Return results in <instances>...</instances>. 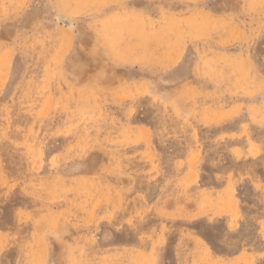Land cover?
Segmentation results:
<instances>
[{"label": "rangeland", "instance_id": "obj_1", "mask_svg": "<svg viewBox=\"0 0 264 264\" xmlns=\"http://www.w3.org/2000/svg\"><path fill=\"white\" fill-rule=\"evenodd\" d=\"M75 2L0 0V264H122L107 226L198 205L205 143L264 119V0Z\"/></svg>", "mask_w": 264, "mask_h": 264}, {"label": "crops", "instance_id": "obj_2", "mask_svg": "<svg viewBox=\"0 0 264 264\" xmlns=\"http://www.w3.org/2000/svg\"><path fill=\"white\" fill-rule=\"evenodd\" d=\"M262 105L264 106V100ZM246 117L250 119L249 126H245L243 122L238 125L237 122L228 128L227 132L233 133L236 140L205 143V164L199 175L200 188L204 190L197 188L200 201L205 196L203 204L199 202L195 206L182 207V210L163 213L154 208L131 221H127L128 215L124 213L123 218L120 217L116 223L107 226L111 235H107L106 246L111 243L110 245L123 247V264H181L180 260L183 258L182 264H264V138H261L264 137V119L260 120L258 115L257 118L260 119L255 120L253 118L256 116L252 113H248ZM213 129L217 134L225 133L221 127ZM251 165L257 167L253 168ZM142 187V191L155 200V196L159 194L158 185L144 183ZM130 253L134 255L130 256Z\"/></svg>", "mask_w": 264, "mask_h": 264}, {"label": "bare ground", "instance_id": "obj_3", "mask_svg": "<svg viewBox=\"0 0 264 264\" xmlns=\"http://www.w3.org/2000/svg\"><path fill=\"white\" fill-rule=\"evenodd\" d=\"M108 1H109V0H108ZM63 2H64V1H63ZM74 2H75V0H74ZM76 2H77V1H76ZM76 2H75V6H76ZM97 2H98V1H97ZM100 2H101V1H100ZM77 3H79V2H77ZM101 3H103V2H101ZM253 3H254V2H253ZM263 3H264V2H263ZM263 3H262V4H263ZM96 4H98V3H96ZM254 4H255V3H254ZM91 5H92V4H91ZM77 6L79 7V5H77ZM83 6H85V5H81V7H83ZM98 6H99V5H97L96 7H98ZM115 6H116V5H115ZM115 6H114V7H115ZM263 6H264V5H263ZM81 7H80V8H81ZM93 7H94V6H93ZM257 8H258V7H257ZM123 9H124V8H123ZM255 9H256V8H255ZM122 11H123V10H122ZM132 11H133V10H132ZM134 11H136V10H134ZM250 11H251V10H250ZM109 12H111V11H109ZM129 12H130V11H129ZM124 13H126V11H125ZM133 13H134V12H133ZM202 13H203V12H202ZM254 13H255V12H254ZM107 14H108V13H107ZM135 14H137V13H135ZM206 14H208V12H207ZM100 15H101V14H100ZM127 15H128V14H127ZM105 16H106V15H105ZM134 16H135V15H134ZM209 16H210V15H209ZM229 16H230V15H229ZM102 17H103V16H102ZM108 17H109V14H108ZM119 17L121 18L122 16L119 15ZM119 17L117 16L116 18H119ZM126 17H127V16H126ZM131 17H132V16H131ZM215 17H216V16H215ZM222 17H223V16H222ZM100 18H101V17H100ZM112 18H113V16H112ZM114 18H115V17H114ZM114 18H113V19H114ZM128 18H129V16H128ZM133 18H134V17H133ZM201 18H202V17H201ZM225 18H226V17H225ZM107 19H108V18H107ZM107 19H105V20H107ZM136 19H137V18H136ZM213 19H214V18H213ZM213 19H212V20H213ZM218 19H219V18H218ZM122 20H123V19H122ZM222 20H224V19H222ZM232 20H233V19H232ZM232 20H230V21L232 22ZM131 21H132V20H131ZM217 21H218V20H217ZM230 21H229V22H230ZM237 21H238V20H237ZM262 21H263V20H262ZM111 22H113V21H111ZM226 22H227V21H226ZM240 22H241V21H240ZM129 23H131V22L129 21L128 24H129ZM132 23H133V22H132ZM134 23H135V22H134ZM219 23H220V22H219ZM119 24H120V23H119ZM120 25H121V24H120ZM125 25H126V24H125ZM193 25H194V24H193ZM211 25H212V24H211ZM116 26H117V24H116ZM121 26H122V25H121ZM133 26H134V25L132 24V26H130V27H133ZM135 26H136V25H135ZM140 26H141V25H140ZM198 26H199V25H198ZM216 26H217V25H216ZM122 27H123V26H122ZM190 27H191V26H190ZM209 27H210V26H209ZM242 27H244V26H242ZM113 28H114V27H113ZM118 28H119V27H118ZM125 28H126V27H124V29H125ZM167 28H168V27H167ZM195 28H197V27H195ZM210 28H211V27H210ZM247 28L249 29V27H247ZM124 29H123V30H124ZM126 29H127V28H126ZM197 29H198V28H197ZM206 29H207V28H206ZM116 30H117V28H116ZM121 30H122V28H121ZM166 30H167V29H166ZM210 30H211V29H210ZM117 31H118V30H117ZM163 31H164V30H163ZM193 31H194V30H193ZM212 31H213V30H212ZM246 31H247V30H246ZM121 32H123V31H121ZM125 32H126V30H125ZM157 32H158V31H157ZM164 32H165V31H164ZM172 32H173V31H172ZM181 32H182V31H181ZM190 32H191V29H190ZM212 33H213V32H212ZM250 33H251V32H250ZM120 34H121V33H120ZM122 34H123V33H122ZM245 34H246V33H245ZM245 34H244V35H245ZM255 34H256V33H255ZM221 35L223 36V34H221ZM248 35H249V34H248ZM123 36H124V34H123ZM191 36H192V35H191ZM210 36H211V35H210ZM249 36H250V35H249ZM251 37H252V36H251ZM251 37H249V39H250ZM208 38H209V37H208ZM214 38H215V37H214ZM210 39H212V38H210ZM215 39H218V38H215ZM241 39H242V38H241ZM243 41H244V40H243ZM217 42H218V41H217ZM250 42H251V41H250ZM246 43H247V42H246ZM216 44H217V43H216ZM250 44H251V43H250ZM217 46H218V45H217ZM225 46H226V44H225ZM247 46H248V45H247ZM249 46H250V45H249ZM249 46H248V47H249ZM240 47H241V46H240ZM116 48H117V47H116ZM208 48H209V47H208ZM124 49H125V48H124ZM211 49L213 50V48H211ZM214 49H215V48H214ZM244 49H245V46H244ZM118 50H119V49H118ZM118 50H117V51H118ZM220 50H221V49H220ZM124 51L127 52V53L129 52V50L126 51V49H125ZM210 51H211V50H210ZM213 51H214V50H213ZM215 51H216V50H215ZM241 51H242V50H241ZM130 52H132V51H130ZM206 52H207V51H206ZM208 52H209V51H208ZM211 52H212V51H211ZM211 52H210V53H211ZM242 52H243V51H242ZM117 53H119L118 55H119V57H120V51H118ZM248 53H249V52H248ZM121 54H122V53H121ZM125 54H126V53H125ZM132 54H133V56H134V52L131 53L130 55H132ZM136 54H137V53H136ZM212 54H213V52H212ZM214 54H215V53H214ZM235 54H236V53H235ZM235 54H234V55H235ZM250 54H251V53H250ZM123 55H124V54H123ZM130 55H128V56H130ZM242 55L244 56V54H242ZM247 55H248V54H247ZM247 55H246V56H247ZM121 56H122V55H121ZM128 56H127V57H128ZM136 56H137V55H136ZM138 56H139V55H138ZM237 56H238V54H237ZM131 57H132V56H131ZM123 58H126V57H123ZM125 60H127V58H126ZM129 60H130V59H129ZM207 60H208V59H207ZM214 60H215V59H214ZM233 60H234V59H233ZM233 60H232V61H233ZM218 61H219V60H218ZM222 61H223V60H222ZM209 62H210V61H209ZM242 62H243V61H242ZM218 63H219V62H218ZM235 64H236V63H235ZM221 66H222V64H221ZM226 66H227V65H226ZM228 66H229V65H228ZM209 67H210V66H209ZM209 67H208V68H209ZM201 68H202V66H201ZM208 68H207V69H208ZM217 68H218V67H217ZM223 68H225V67H223ZM226 68H227V67H226ZM229 68H231V67H229ZM205 69H206V68H205ZM212 69L214 70V67H212ZM255 69H256V68H255ZM225 70H226V69H225ZM214 71H216V70H214ZM237 71H239V70H237ZM202 73H203V72H202ZM227 73H228V72H227ZM229 74H230V73H229ZM237 75H238V74H237ZM207 76H208V75H207ZM227 76H228V75H227ZM229 76H230V75H229ZM229 76H228V77H229ZM259 77H260V76H259ZM208 78H209V77H208ZM210 80H212V79H210ZM222 80H223V79H222ZM228 80H230V79H228ZM212 82H213V81H212ZM212 82H211V83H212ZM224 82H225V81H224ZM249 82H250V81H249ZM213 83H214V82H213ZM228 83H229V82H228ZM219 84H220V82H219ZM236 84H237V83H236ZM240 84H241V82H240ZM146 85H147V84H146ZM217 85H218V84H217ZM221 85H222V84H221ZM233 85H234V84H233ZM200 86H201V85H200ZM224 86H225V85H224ZM224 86H223V87H224ZM198 87H199V86H198ZM219 87H220V86H219ZM187 88H188V87H187ZM190 88L192 89V87H190ZM199 88H200V87H199ZM221 88H222V87H221ZM185 90H186V89H185ZM187 90H188V89H187ZM226 90H229V89L226 88ZM148 91H149V90H148ZM202 91H203V90H202ZM213 91H215V90H213ZM224 91H225V89H224ZM184 92H185V91H184ZM197 92H198V91H197ZM208 92H209V91H208ZM194 93H195V92H194ZM210 93H212V92H210ZM213 93H214V92H213ZM203 94H204V92L202 93V95H203ZM194 95H195V94H194ZM198 95H199V94H198ZM225 95H226V94H225ZM259 95H260V94H259ZM217 96L219 97V95H217ZM222 96H223V95H222ZM231 96H232V95H231ZM243 96H244V95H243ZM194 97H195V96H194ZM196 97H197V96H196ZM199 97H200V95H199ZM199 97H198V99H199ZM202 97H203V96H202ZM202 97H201V98H202ZM204 97H205V96H204ZM220 97H221V96H220ZM223 97H224V96H223ZM240 97H241V96H240ZM190 98H191V97H190ZM192 98H193V97H192ZM235 98H236V97H235ZM209 99H210V98H209ZM230 99L233 101L232 98H230ZM202 100H203V98H202ZM216 100H217V99H216ZM228 100H229V99H228ZM236 100H237V99H236ZM241 100H242V99H241ZM241 100H240V101H241ZM244 100H245V99H244ZM210 101H211V100H210ZM212 101H214V100H212ZM234 101H235V100H234ZM253 101H254V100H253ZM200 102H202V101H200ZM208 102H209V101H208ZM222 102H223V101H222ZM227 102H228V101L226 100V103H227ZM229 102H230V101H229ZM229 102H228V103H229ZM159 103L161 104V102H159ZM212 103H213V102H212ZM226 103H224V104L226 105ZM259 103H260V102H259ZM202 104H203V103H202ZM202 104H201V105H202ZM194 105H195V104H194ZM199 105H200V104H199ZM210 105H211V104H210ZM225 105H222V106H225ZM241 105H242V104H241ZM241 105H240V106H241ZM222 106H220V107H222ZM226 106H227V105H226ZM243 106H244V105H243ZM160 107H161V106H160ZM260 107H261V106H260ZM261 108H262V107H261ZM263 108H264V107H263ZM174 109H175V106H174ZM177 110H178V109H177ZM172 111H173V109H172ZM229 111H231V110H229ZM175 112H177V111H175ZM178 112H179V110H178ZM199 112H200V111H199ZM231 113H232V111H231ZM231 113H230V114H231ZM246 114H247V113H246ZM259 114H261V113H259ZM259 116H260V115H259ZM247 117H248V116H247ZM247 117H245V119H246ZM172 118H173V117H172ZM187 118H188V117H187ZM191 119H192V117H191ZM172 120L175 122L174 119H172ZM177 121H178V120H177ZM242 121H243V119H242ZM258 121H259V120H258ZM164 124H165V123H164ZM172 125L174 126V124H172ZM176 125H177V124H176ZM238 125H239V124H238ZM247 125H248V124H247ZM262 126H263V125H262ZM236 127H237V126H236ZM175 128H176V127H175ZM189 128H190V127H189ZM198 128H199V127H198ZM248 128H249V127H248ZM254 128H255V127H254ZM257 128H258V127H257ZM170 129H171V128H170ZM252 129H253V128H252ZM258 129H259V128H258ZM261 129H262V128H261ZM163 130H164V129H163ZM172 130H173V129H172ZM167 131H168V130H167ZM169 131H170V130H169ZM173 131H174V130H173ZM179 131H180V130H179ZM246 131H247V130H246ZM258 131H259V130H258ZM154 132H155V131H154ZM175 132L177 133V131H175ZM198 132H200V131H198ZM236 132H238V131H236ZM179 133H180V132H179ZM261 133H263V132H261ZM160 134H161V133H160ZM177 134H178V133H177ZM196 134H197V133H196ZM198 134H199V133H198ZM202 134H203V133H202ZM205 135H206V134H205ZM261 135H262V134H261ZM261 135H260V136H261ZM155 136H156V135H155ZM184 136H185V135H184ZM179 137H180V136H179ZM182 137H183V136H182ZM199 137H200V136H199ZM239 137H240V136H239ZM173 138H174V137H173ZM176 138H177V137H176ZM176 138H175V139H176ZM261 138H264V137H261ZM188 139H189V138H188ZM196 139H197V136H196ZM204 139H205V138H204ZM234 139H236V138H234ZM182 140H183V138H182ZM200 140H201V139H200ZM205 140H206V139H205ZM205 140H204V141H205ZM226 140H227V139H226ZM226 140H225V141H226ZM239 140H240V139H239ZM254 140H255V139H254ZM166 141H168V140H166ZM184 141H185V140H184ZM201 141H202V140H201ZM178 142H179V140H178ZM187 142H188V140H187ZM187 142H186V143H187ZM233 142H234V141H233ZM235 142H236V141H235ZM242 143H243V141H242ZM175 144H176V143H175ZM163 145H164V144H163ZM165 145H166V143H165ZM195 145H196V144H195ZM254 145H255V144H254ZM203 146H204V145H203ZM243 146H244V145H243ZM246 146H247V145H246ZM263 146H264V145H263ZM206 147H208V146H206ZM209 148H210V147H209ZM209 148H208V149H209ZM244 148H245V147H244ZM176 150H177V149H176ZM176 150H175V151H176ZM204 150H205V149H204ZM208 151H209V150H208ZM262 151H263V150H262ZM247 152H248V151H247ZM259 152H260V151H259ZM172 153H173V152H172ZM177 153H178V152H177ZM175 154H176V153H175ZM216 154H217V152H216ZM168 155H171V156H172L173 154L169 153ZM195 155H196V154H195ZM198 155H199V154H198ZM202 155H203V154H202ZM205 155H206V154H205ZM207 155H208V153H207ZM261 155H263V154H261ZM174 156H175V155H174ZM168 157H169V156H168ZM258 157H259V156H258ZM165 159H167V158H165ZM170 159H171V158H170ZM196 159H197V158H196ZM260 159H261V158H260ZM168 160H169V159H168ZM202 160H203V159H202ZM208 160H209V159H208ZM255 160H256V159H255ZM258 160H259V159H258ZM261 160H262V159H261ZM164 161H165V160H164ZM193 161H194V159L192 160L191 164H193ZM216 161H217V160H216ZM166 162H167V161H166ZM263 162H264V159L262 160V163H263ZM163 163H164V162H163ZM197 163H198V162H197ZM232 163H233V162H232ZM256 163H257V162H256ZM164 164H166V163H164ZM169 164H170V163H169ZM214 164H216V163H214ZM243 164H244V163H243ZM250 164H251V163H250ZM259 164H260V163H259ZM217 165H218V164H217ZM228 165H229V164H228ZM230 165H232V164L230 163ZM254 165H255V164H254ZM261 165H262V164H261ZM259 166H260V165H259ZM170 167H172V166H170ZM175 167H176V166H175ZM230 167H232V166H230ZM238 167H239V166H238ZM251 167H253V166L251 165ZM254 167H257V166H254ZM254 167H253V168H254ZM219 168H220V167H219ZM221 168H223V167H221ZM221 168H220V169H221ZM226 168H227V165H226ZM226 168H225V169H226ZM159 169H160V168H159ZM225 169H224V170H225ZM234 169H235V168H234ZM250 169H251V168H250ZM154 170H155V169H154ZM165 170H166V169H165ZM218 171H219V170H218ZM157 172H158V171H157ZM241 172H242V171H241ZM241 172H240V173H241ZM249 172H250V171H249ZM162 173H163V172H162ZM232 173H233V172H232ZM256 173H258V172H256ZM234 174H235V173H234ZM246 174H248V173H246ZM100 175H101V174H100ZM105 175H106V174H105ZM156 175H157V174H156ZM158 175L160 176L161 174H158ZM162 175H163V174H162ZM231 175H232V174H231ZM33 176H34V178H35V175H33ZM36 176H38V175H36ZM42 176H43V175H42ZM42 176H40V177H42ZM61 176H62V175H61ZM170 176H171V175H170ZM258 176H259V175H258ZM65 177H66V176H65ZM94 177H95V176H93L92 178H94ZM144 177H145V176H144ZM192 177H193V178L196 177V179H197V176H192ZM229 177H230V176H229ZM263 177H264V176H263ZM38 178H39V177H38ZM69 178H70V177H69ZM84 178H85V177H84ZM99 178H100V177H99ZM155 178H156V177H155ZM164 178H165V177H164ZM169 178H170V177H169ZM230 178H231V177H230ZM256 178H257V177H256ZM36 179H37V177H36ZM41 179H42V178H41ZM43 179H44V178H43ZM48 179H49V178H48ZM80 179H81V178H80ZM82 179H83V178H82ZM88 179H89V177H88ZM90 179H91V178H90ZM90 179H89V180H90ZM95 179H96V178H95ZM103 179H104V178H103ZM147 179H148V178H147ZM156 179H157V178H156ZM158 179H159V178H158ZM263 179H264V178H263ZM49 180H50V179H49ZM76 180L78 181L79 179H75L74 181H76ZM93 180H94V179H93ZM98 180H99V179H98ZM98 180H97V181H98ZM148 180H149V179H148ZM232 180H233V179H232ZM253 180H254V179H253ZM39 181H40V180H39ZM41 181H42V180H41ZM68 181H69V180H68ZM87 181H88V180H87ZM138 181H139V180H138ZM140 181H141V180H140ZM172 181H174V180H172ZM189 181H190V180H189ZM222 181H223V180H222ZM257 181H258V178H257ZM43 182H44V181H43ZM46 182H47V181H46ZM49 182H50V181H49ZM78 182L80 183L81 180L78 181ZM78 182H77V183H78ZM83 182H84V181H83ZM85 182H86V181H85ZM85 182H84V183H85ZM94 182H95V181H94ZM99 182H100V181H99ZM150 182H151V181H150ZM152 182H153V181H152ZM168 182H169V181H168ZM187 182H188V181H187ZM190 182H191V181H190ZM219 182H220V181H219ZM259 182H260V181H259ZM262 182H263V181H262ZM79 183H78V184H79ZM81 183H82V182H81ZM95 183H96V182H95ZM97 183H98V182H97ZM229 183H230V182H229ZM234 183H235V182H234ZM59 184L61 185V183H59ZM72 184L74 185V183H72ZM82 184H83V183H82ZM87 184L89 185V183H85L84 185L87 186ZM146 184H147V183H146ZM166 184H167V183H166ZM166 184H165V185H166ZM172 184H173V183H172ZM215 184H216V183H215ZM230 184H231V183H230ZM76 185H77V184H76ZM84 185H83V187H84ZM90 185H91V184H90ZM90 185H89V186H90ZM110 185H111V184H110ZM165 185H164V187H165ZM231 185H232V184H231ZM261 185H262V184H261ZM64 186H65V185H64ZM77 186H79V185H77ZM86 186H85V188H86ZM107 186H108V185H107ZM161 186H162V185H161ZM167 186H168V185H167ZM172 186H173V185H172ZM257 186H258V185H257ZM259 186H260V185H259ZM103 187H104V185H103ZM140 187H141V186H140ZM159 187H160V186H159ZM91 188H93V187H91ZM138 188H139V187H138ZM166 188H167V187H166ZM173 188H175V187H173ZM232 188H233V185H232ZM97 189H98V188H97ZM160 189H161V188H160ZM164 189H165V188H164ZM170 189H171V187H170ZM175 189H176V188H175ZM228 189H229V186H228ZM99 190H100V189H99ZM99 190H98V191H99ZM112 190H113V189H112ZM112 190H111V191H112ZM137 190H138V189H137ZM161 190H163V189H161ZM166 190H167V189H166ZM173 190H174V189H173ZM173 190H172V191H173ZM179 190H180V189H179ZM179 190H178V191H179ZM193 190H194V189H193ZM214 190H215V189H214ZM103 191L105 192V191H107V190H103ZM109 191H110V190H109ZM144 191H145V190H144ZM174 191H175V190H174ZM178 191H177V192H178ZM194 191H195V190H194ZM196 191H197V190H196ZM215 191H216V190H215ZM228 191H229V190H228ZM90 192H91V191H90ZM95 192H97V190H96ZM107 192H108V191H107ZM158 192H160V191H158ZM164 192H165V191H164ZM164 192H163V193H164ZM167 192H168V190H167ZM182 192H183V190H182ZM185 192H186V191H185ZM212 192H213V191H212ZM101 193H102V191H101ZM109 193H110V192H109ZM119 193H120V192H119ZM134 193H135V192H134ZM143 193H144V192H143ZM155 193H156V192H155ZM165 193H166V192H165ZM191 193H192V192H191ZM195 193H196V192H195ZM195 193H194V194H195ZM213 193H214V192H213ZM230 193H231V192H230ZM88 194H89V193H88ZM88 194H86V195H88ZM95 194H98V192L95 193ZM105 194H106V192H105ZM160 194H161V196L163 195L162 193H160ZM166 194H167V193H166ZM186 194H189V196H191L190 193H186ZM215 194H216V193H215ZM219 194H220V193H219ZM252 194H253V193H252ZM82 195H84V194H82ZM86 195H85V196H86ZM89 195H90V194H89ZM108 195H110V194H107V197H108ZM123 195H124V194H123ZM132 195H133V194H132ZM230 195H231V194H230ZM92 196H93V195H92ZM120 196H121V195H120ZM130 196H131V195H130ZM163 196H164V195H163ZM166 196H168V194H167ZM172 196H173V195H172ZM195 196H196V195H195ZM228 196H229V195H228ZM232 196H233V195H232ZM255 196H257V195H255ZM255 196H254V197H255ZM80 197H81V196H80ZM80 197H79V198H80ZM82 197H83V196H82ZM82 197H81V198H82ZM87 197H88V196H87ZM102 197H103V196H102ZM125 197H126V196H125ZM132 197H133V196H132ZM155 197H156V196H155ZM193 197H194V195H193ZM196 197H197V196H196ZM207 197H208V196H207ZM233 197H234V196H233ZM236 197H237V196H236ZM85 198H86V197H85ZM88 198H89V197H88ZM88 198H86V199H88ZM91 198H92V197H91ZM93 198H94V197H93ZM147 198H148V197H147ZM158 198L161 199V198H164V197H160V196H158ZM158 198H157V200H159ZM210 198H211V197H210ZM89 199H90V198H89ZM107 199H108V198H107ZM197 199H198V198H197ZM204 199H205V196H204ZM240 199H241V198H240ZM90 200H91V199H90ZM124 200H125V199H124ZM236 200H237V199H236ZM106 201H107V200H106ZM125 201H127V199H126ZM144 201H145V200H144ZM234 201H235V200H234ZM258 201H259V200H258ZM74 202H75V201H74ZM109 202H110V201H109ZM200 202L203 204L202 201H200ZM225 202H226V201H225ZM82 203H83V202H82ZM91 203H92V202H91ZM122 203H123V202H122ZM208 203H209V202H208ZM222 203H224V202H222ZM233 203H234V202H233ZM235 203H237V202H235ZM107 204H108V203H107ZM123 204H124V203H123ZM125 204H126V202H125ZM159 204H160V203H159ZM217 204H218V203H217ZM251 204H253V203H251ZM128 205H129V204H128ZM154 205H155V204H154ZM162 205H163V204H162ZM214 205H215V204H214ZM237 205H238V204H237ZM258 205H259V204H258ZM263 205H264V204H263ZM76 206H77V205H76ZM210 206H211V205H210ZM259 206H260V205H259ZM208 207H209V206H208ZM225 207H226V206H225ZM228 207H229V206H228ZM228 207H227V208H228ZM252 207H253V206H252ZM76 208H77V207H76ZM78 208H79V207H78ZM153 208H154V207H153ZM253 209H254V208H253ZM212 210H213V209H212ZM229 210H230V209H229ZM231 210H232V209H231ZM63 211H65V210H63ZM232 211H234V209H233ZM237 211H238V210H237ZM57 212H59V211H57ZM66 212H67V211H66ZM66 212H64V214H65ZM78 212H79V211H78ZM125 213H126V212H125ZM58 214H59V213H58ZM67 214H68V213H67ZM247 214H248V213H247ZM249 214H250V213H249ZM60 215L62 216V213H61ZM113 215H114V214H113ZM238 215H239V214H238ZM116 216H117V215H116ZM253 216H254V215H253ZM121 217H122V215H121ZM246 217H247V216H246ZM246 217H245V218H246ZM249 217H250V216H249ZM251 217H252V216H251ZM122 218H123V217H122ZM75 219H76V218H75ZM75 219H74V220H75ZM77 219H78V217H77ZM77 219H76V220H77ZM114 219H115V218H114ZM116 219H117V218H116ZM156 219H157V218H156ZM78 220H79V219H78ZM177 220H178V219H177ZM231 220H232V219H231ZM234 220H235V219H234ZM244 220H245V219H244ZM249 220H250V219H249ZM194 221H195V220H194ZM204 221H205V220H204ZM235 221H236V220H235ZM74 222H75V221H74ZM113 222H114V221H113ZM238 222H239V221H238ZM4 223H5V222H4ZM236 223H237V222H236ZM240 223H242V220H241ZM244 223H246V221H245ZM137 224H138V223H137ZM6 225H7V224H6ZM13 225H15V224H13ZM117 225H118V224H117ZM138 225H139V224H138ZM212 225H213V224H212ZM217 225H218V224H217ZM239 225H240V224H239ZM239 225H238V226H239ZM248 225L250 226L249 223H248ZM15 226H16V225H15ZM114 226H115V225H114ZM146 226H148V225H146ZM183 226L185 227L184 224H183ZM183 226H182V227H183ZM238 226H237V227H238ZM137 227H138V226H137ZM139 227H142V226L139 225ZM144 227H145V226H144ZM175 227H176V226H175ZM184 227H183V228H184ZM253 227H254V226H253ZM12 228H13V227H12ZM23 228H24V227H23ZM25 228H26V227H25ZM38 228H39V227H38ZM134 228H135V227H134ZM134 228H133V229H134ZM146 228H147V227H146ZM223 228H224V227H223ZM26 229H27V228H26ZM56 229H57V228H56ZM224 229H225V228H224ZM237 229H238V228H237ZM252 229H254V228H252ZM20 230H21V229H20ZM34 230H35V229H34ZM77 230H78V229H77ZM94 230H95V229H94ZM101 230H102V229H101ZM174 230H175V229H174ZM178 230H179V228H178ZM185 230H186V229H185ZM221 230H222V229H221ZM171 231H172V230H171ZM175 231H176V230H175ZM215 231H216V230H215ZM246 231H247V230H246ZM12 232H13V231H12ZM17 232H18V231H17ZM19 232H20V231H19ZM73 232H74V231H73ZM259 232H260V231H259ZM54 233H55V232H54ZM142 233H143V231H142ZM176 233H177V232H176ZM263 233H264V232H263ZM50 234H51V233H50ZM145 234H146V233H145ZM180 234H181V233H180ZM137 235H138V233H137ZM222 235H223V234H222ZM251 235H252V234H251ZM254 235H255V234H254ZM18 236H19V235H18ZM18 236H17V237H18ZM232 236H233V234H232ZM246 236H247V235H246ZM60 237H61V236H60ZM90 237H91V236H90ZM174 237H175V236H174ZM244 237H245V236H244ZM41 238H42V237H41ZM91 238H92V237H91ZM182 238H184L183 235H182ZM226 238H227V237H226ZM252 238H253V237H252ZM17 239H18V238H17ZM222 239H223V238H222ZM243 239H244V238H243ZM243 239H242V240H243ZM262 239H264V238H262ZM44 240H45V239H44ZM62 240H66V239H63V238H62ZM88 240H89V239H88ZM91 240L94 241L93 239H91ZM91 240H90V242H91ZM180 240H181V239H180ZM225 240H226V239H225ZM240 240H241V239H240ZM253 240H254V239H253ZM53 241H54V240H53ZM53 241H52V242H53ZM186 241H187V240H186ZM217 241H218V240H217ZM59 242H60V241H59ZM62 242H63V241H62ZM69 242H70V241H69ZM80 242H81V241H80ZM121 242H122V241H121ZM175 242H176V241H175ZM179 242H180V241H178V243H179ZM221 242H222V241H221ZM230 242H231V241H230ZM249 242H250V241H249ZM251 242H252V241H251ZM81 243H82V242H81ZM81 243H79V244L81 245ZM93 243H94V242H93ZM157 243H158V242H157ZM157 243H156V244H157ZM187 243H188V241H187ZM224 243H225V242H224ZM232 243H233V242H232ZM240 243H241V242H240ZM247 243H248V242H247ZM61 244H62V243H61ZM67 244H68V243H67ZM104 244H105V243H104ZM106 244H107V243H106ZM106 244H105V245H106ZM110 244H111V243H110ZM110 244H109V245H110ZM118 244H119V243H118ZM222 244H223V243H222ZM235 244H237V243H235ZM245 244H246V243H245ZM12 245H13V244H12ZM21 245H22V244H21ZM45 245H46V243H45ZM71 245H72V244H71ZM89 245H90V244H89ZM175 245H176V244H175ZM252 245H254V244H252ZM261 245H262V244H261ZM100 246H101V245H100ZM153 246H154V245H153ZM254 246H256V245H254ZM86 247H87V245H86ZM89 247H90V246H89ZM92 247H94V244H93ZM96 247H97V246H96ZM188 247H189V246H188ZM188 247H187V248H188ZM252 247H253V246H252ZM256 247H257V246H256ZM83 248H84V247H83ZM108 248H109V247H106V249H105V247H104L105 250H107ZM110 248H111V247H110ZM119 248H120V247H119ZM121 248H123V247H121ZM125 248H126V247H125ZM173 248H174V247H173ZM193 248H194V247H193ZM209 248H210V247H209ZM64 249H65V248H64ZM92 249H94V248H92ZM92 249L90 248L89 250L92 251ZM99 249H101V248H98V250H99ZM153 249L155 250V248H153ZM180 249H181V248H180ZM24 250H25V248H24ZM89 250H88V253L90 252ZM95 250H97V249L95 248ZM105 250H104V251H105ZM110 250H111V249H110ZM121 250H122V249H121ZM124 250H125V249H124ZM172 250H174V249H172ZM175 250H176V247H175ZM260 250H262V249H260ZM263 250H264V249H263ZM93 251H94V250H93ZM100 251H101V250H100ZM127 251H128V250H127ZM133 251H134V250H133ZM133 251H132V252H133ZM178 251H179V250H178ZM180 251H181V250H180ZM184 251H186V250H184ZM187 251H188V250H187ZM60 252H61V251H60ZM84 252L86 253V251H84ZM111 252H112V251H111ZM155 252H156V251H155ZM182 252H183V250H182ZM236 252H237V251H236ZM67 253L69 254V252H67ZM67 253L65 252V254H67ZM96 253H97V251H96ZM101 253H102V252H101ZM126 253H127V252H126ZM188 253H189V252H188ZM20 254H22V253H20ZM73 254H74V253H73ZM77 254H78V253H77ZM77 254H75V258H76V256H78ZM86 254H87V253H86ZM97 254H98V253H97ZM155 254H156V253H155ZM233 254H234V253H233ZM22 255H24V254H22ZM60 255H61V253H60ZM79 255H80V253H79ZM81 255H82V254H81ZM81 255L78 256V257H81ZM94 255H95V254H94ZM127 255H128V254H127ZM131 255L133 256L134 253H132V254L130 253V256H131ZM180 255H181V253H180ZM188 255H189V254H188ZM63 256H64V255H63ZM71 256H72V255H71ZM73 256H74V255H73ZM84 256H85V255H84ZM98 256H99V255H98ZM117 256H118V255H117ZM130 256L128 255L129 258H131ZM181 256H182V255H181ZM60 257H61V256H60ZM105 257H106V256H105ZM160 257H161V256H160ZM174 257H175V255H174ZM177 257H178V255H177ZM187 257H188V256H187ZM20 258H21V257H20ZM82 258H83V257H82ZM112 258H113V257H112ZM161 258H162V257H161ZM181 258H182V257H181ZM185 258H186V257H185ZM69 259H70V258H69ZM71 259L73 260V257H72ZM107 259H108V256H107ZM120 259H121V258H120ZM126 259H128V258L126 257ZM34 260H35V259H34ZM72 260H71V261L68 260V261L71 262V264H72V262H74V260H73V261H72ZM75 260H76V259H75ZM78 260H79V259H78ZM78 260H77L76 262H78ZM121 260H122V259H121ZM158 260H159V259H158ZM183 260H184V258H183ZM183 260H180V261H182V263H183ZM187 260H188V259H187ZM234 260H235V259H234ZM19 261H21V260H19ZM79 261H81V260H79ZM86 261H87V259H86ZM102 261H103V260H102ZM110 261H111V259H110ZM112 261H113V260H112ZM124 261H125V260H124ZM126 261H127V260H126ZM128 261H129V260H128ZM180 261H179V262H180ZM188 261H189V260H188ZM237 261H239V260H237ZM243 261H244V260H243ZM24 262H25V261H24ZM45 262H46V261H45ZM69 262H68V263H69ZM120 262H122V261H120ZM174 262H176V261H174ZM233 262H234V261H233ZM262 262H263V261H262ZM19 263H20V262H19ZM34 263H35V262H34ZM63 263H64V262H63ZM74 263H75V262H74ZM127 263H128V262H127ZM139 263H140V262H139ZM180 263H181V262H180ZM182 263H181V264H182ZM50 264H51V263H50ZM76 264H79V262L76 263ZM80 264H82V263H80ZM122 264H123V263H122ZM128 264H130V263H128ZM204 264H205V263H204ZM242 264H244V262H243Z\"/></svg>", "mask_w": 264, "mask_h": 264}]
</instances>
